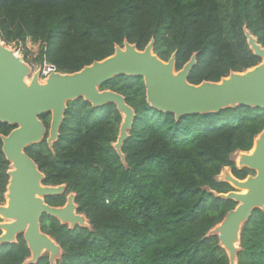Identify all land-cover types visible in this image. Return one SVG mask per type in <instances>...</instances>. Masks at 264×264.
<instances>
[{"label":"trees","instance_id":"16d2710c","mask_svg":"<svg viewBox=\"0 0 264 264\" xmlns=\"http://www.w3.org/2000/svg\"><path fill=\"white\" fill-rule=\"evenodd\" d=\"M246 31L264 48V0H0L1 42L38 44L34 62L61 74L101 61L124 43L143 51L153 42L160 60L175 54L176 71L196 55L190 84L217 83L260 64ZM100 90L120 94L135 113L123 161L113 148L122 121L115 105L94 108L81 98L67 104L51 148L45 138L25 150L43 185L65 186L45 203L62 207L74 194L88 224L70 228L42 217L41 232L61 249L55 264H229L210 232L237 204L217 197L234 191L217 177L224 168L238 180L254 175L238 169L232 155L253 148L264 110L238 106L177 122L148 105L140 78L115 77ZM41 120L48 130L50 114ZM13 129L0 123V205L9 180L1 137ZM29 259L22 236L0 246V264ZM34 264H50L48 255ZM236 264H264V208L243 224Z\"/></svg>","mask_w":264,"mask_h":264},{"label":"water","instance_id":"95a60500","mask_svg":"<svg viewBox=\"0 0 264 264\" xmlns=\"http://www.w3.org/2000/svg\"><path fill=\"white\" fill-rule=\"evenodd\" d=\"M245 37L253 54L261 60L260 64L242 73H231L217 83L202 82L199 85L188 82L196 65V55L176 71L175 54L167 62L160 60L153 53V42L143 51L124 43L101 61L72 74L52 73L40 83L39 73H32L30 66L0 40V123L14 127L7 136L1 137L2 153L9 163V180L6 203L0 205V217L6 220L0 223V246L15 243L17 237L22 236L30 251L28 263H36L46 251L50 264H55L61 249L41 232L42 217H54L70 228L86 227L85 217L77 214L74 194L66 197L62 207L45 203L47 197L63 195L65 186L43 185L44 175L25 150L45 138L51 148L59 137L67 104L81 98L94 108L115 105L122 121L113 148L123 161L121 148L129 138L135 113L120 94L100 90L113 78L142 79L148 105L174 115L177 122L185 116L219 114L238 106L264 110V48L249 32H245ZM25 78H31L29 85L24 83ZM46 114H50L48 130L41 120ZM257 137L252 155L245 152L239 160L240 168H246L254 175L238 180L231 174L233 185L230 186L236 191L217 195L237 204L210 232L218 237L220 246L227 252L229 264H236L243 224L253 210L264 208V131Z\"/></svg>","mask_w":264,"mask_h":264},{"label":"rangeland","instance_id":"374dc122","mask_svg":"<svg viewBox=\"0 0 264 264\" xmlns=\"http://www.w3.org/2000/svg\"><path fill=\"white\" fill-rule=\"evenodd\" d=\"M11 48L13 51H15V50L18 51L17 56L20 57V59H22L25 64H27L28 66L34 65V66L38 67L37 66L38 64L34 62L36 56L38 55V53L40 51V46L38 44H33L30 41H27L24 48L18 49L14 46H11ZM28 81L30 82L31 78L28 79ZM41 83H44V81L43 82L41 81ZM257 138L255 139V141L257 140ZM242 154L243 153H235L232 155V160L234 161V164L238 169H241L239 164H238V161H239ZM229 174L231 175L230 169L224 168L222 170L221 174L217 177V180L221 181V182H226V177ZM226 183H228V182H226ZM234 191H236V190L234 189ZM5 203H6V198H5V202H3L2 205H5ZM0 221H1L0 223H2V222H5L6 220H4L3 218L0 217ZM85 226L86 227L88 226L86 221H85ZM217 227L218 226H216L215 228H217ZM43 255H48V253L46 251H44ZM55 260H57V259L55 258Z\"/></svg>","mask_w":264,"mask_h":264},{"label":"built area","instance_id":"2783aa9c","mask_svg":"<svg viewBox=\"0 0 264 264\" xmlns=\"http://www.w3.org/2000/svg\"><path fill=\"white\" fill-rule=\"evenodd\" d=\"M9 48L12 50L11 46ZM18 49H21L20 46L18 47ZM14 52L17 55L18 51L15 50ZM37 66L38 67L31 65L30 68L32 70V73H36V72L39 73L40 83L41 81L42 82L45 81L50 76V74L57 73L55 67L47 63H43L42 65H37Z\"/></svg>","mask_w":264,"mask_h":264},{"label":"bare ground","instance_id":"6f19581e","mask_svg":"<svg viewBox=\"0 0 264 264\" xmlns=\"http://www.w3.org/2000/svg\"><path fill=\"white\" fill-rule=\"evenodd\" d=\"M24 83H25L26 85H29L28 78H25V79H24ZM252 147H253V148H251L250 151L246 152V153H248V155H252L253 151L255 150V142H254V144H253ZM239 160H240V159H239ZM236 161H237V160H236ZM238 164H239V161H238ZM232 181H233V178L230 176V174L227 175V181H226V182H228L230 185H233V182H232ZM242 192L245 193V192H247V191L242 190ZM234 245L237 247L236 243H235Z\"/></svg>","mask_w":264,"mask_h":264}]
</instances>
